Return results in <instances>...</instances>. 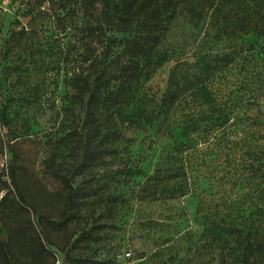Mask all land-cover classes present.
Wrapping results in <instances>:
<instances>
[{"label": "trees", "instance_id": "16d2710c", "mask_svg": "<svg viewBox=\"0 0 264 264\" xmlns=\"http://www.w3.org/2000/svg\"><path fill=\"white\" fill-rule=\"evenodd\" d=\"M228 1L224 14L212 0H39L59 25L69 11L81 14L73 34L83 36L81 66L63 81L70 96L62 106L78 118L59 132L45 160L62 207L56 219L33 208L13 140L2 146L10 162L0 171V264H56L58 254L62 264H110L81 253L99 241L104 221L131 201L159 207L186 197L196 199L201 231H185L180 251L156 250L158 264H264V12L255 9L264 0ZM179 28L189 30V41L162 93L153 94L146 86L172 60L168 42ZM249 32L254 41L225 45ZM15 36L29 37L11 31L6 42ZM178 107L181 140L168 120ZM9 108L2 96V127ZM139 139L148 143L137 155ZM154 146L152 173L136 182ZM85 212H93L91 221L73 230Z\"/></svg>", "mask_w": 264, "mask_h": 264}, {"label": "rangeland", "instance_id": "374dc122", "mask_svg": "<svg viewBox=\"0 0 264 264\" xmlns=\"http://www.w3.org/2000/svg\"><path fill=\"white\" fill-rule=\"evenodd\" d=\"M212 1L224 10V14L231 10L233 4L228 0ZM248 1L241 0L240 3L244 5ZM53 8L56 9V6ZM255 9L263 13L264 2L256 4ZM29 10L33 11L30 15L27 14ZM53 13L48 5L39 6V0H12L9 10H0V99L7 97L10 107L9 126L0 125V171L10 162L9 154L6 150L1 151V148L7 140L12 139L10 144L20 155L18 165L25 169V190L32 198L33 208L38 214L56 219L62 207L52 195L57 186L46 177L45 160L49 148L55 146L59 132L73 129L78 118L66 114V110L62 109L64 101L70 96L63 81L65 77L68 80L72 72L81 66L77 60L82 52L83 36L81 33L79 36L73 35L75 28L81 25L79 12L69 11L70 16L62 25L52 17ZM21 30L30 38L17 42L15 36L6 42L11 31ZM188 31L179 28L177 36L168 42L175 53L146 86L151 93L161 94L164 90L177 53L189 41ZM255 39L252 32L236 33L226 39L225 45L238 48ZM61 56L64 57L63 63L59 59ZM229 84H235L232 78ZM261 107L264 111V98ZM183 114L178 107L171 110L168 116L172 132L180 140L183 138ZM147 143L139 139L134 144L137 155L146 153ZM158 150L159 147L154 146L153 153L141 167V175L134 174L136 182L145 180L152 173ZM4 194L5 191H0V198ZM182 212L185 213L184 217ZM92 214L85 212L78 218L79 222L73 230L82 229L91 221ZM159 216L164 221H158ZM116 217L113 221H104L97 237L99 241L84 247L81 251L83 255L96 261L108 258L111 259L110 264H158L161 257L156 250L169 247L180 251L184 247L181 237L185 231L193 234L201 231V222L196 215V199L191 197L159 207L131 201L129 207L122 208ZM151 218L160 223L157 226L149 225ZM170 219L175 222L174 226L168 225L173 223ZM127 252L130 253L129 257L124 255ZM139 257L141 259H137ZM57 258L59 262L56 264H62V257L58 254ZM164 259L168 260V257Z\"/></svg>", "mask_w": 264, "mask_h": 264}, {"label": "built area", "instance_id": "2783aa9c", "mask_svg": "<svg viewBox=\"0 0 264 264\" xmlns=\"http://www.w3.org/2000/svg\"><path fill=\"white\" fill-rule=\"evenodd\" d=\"M10 3H11V0H0V10L2 11L9 10Z\"/></svg>", "mask_w": 264, "mask_h": 264}]
</instances>
